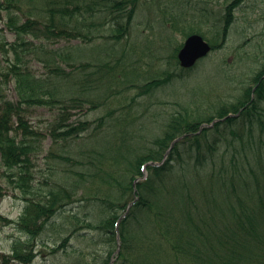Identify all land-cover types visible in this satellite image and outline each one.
I'll list each match as a JSON object with an SVG mask.
<instances>
[{
	"label": "trees",
	"instance_id": "1",
	"mask_svg": "<svg viewBox=\"0 0 264 264\" xmlns=\"http://www.w3.org/2000/svg\"><path fill=\"white\" fill-rule=\"evenodd\" d=\"M30 1L0 0V21L16 37L12 43L1 35L3 30L0 29L3 52L0 59V178L20 194L18 199L24 203L20 218L12 221L20 236L12 242L9 254L0 252V264H33L44 254L48 246L42 238L51 231V226L55 227V217L76 202L85 185L86 175L73 171L56 174L47 183V191L37 185L36 168L42 153L43 134L30 123L29 110L60 111L49 127L54 144L79 139L91 129L90 122L71 121L70 110L82 108L84 102L67 88L73 71L78 68L68 62L73 57L71 54L66 57L65 52L49 49V46L64 40L92 43L101 38L99 31L95 33L92 29L100 30L99 27L110 23L111 34L126 31L141 5L140 0H42L43 6L32 11V7L27 6ZM230 2L222 29L226 38L235 20V7L245 0ZM25 6L28 11H24ZM103 17L105 19L97 20ZM194 30L189 28L185 37L201 34L206 38L205 32ZM212 45L215 50L223 43ZM180 48H175L176 52ZM40 56L44 57L40 58V63L47 71L42 76L31 66L32 58ZM64 63L72 68L71 72H67ZM13 85L17 101L11 100L7 93ZM156 87V83H152L142 94ZM81 88L89 90L90 85L82 84ZM255 95L253 103L248 105L244 100L240 109L233 108L234 113H240V119H227L228 109H217L216 117L221 121L213 128H203L199 134L203 124H211L216 118L203 120L191 118L196 117L195 114L188 116L189 113L178 112L163 137L156 136L140 147L131 143L126 119L111 123L109 143L97 152L94 170L88 175L94 181L105 183L104 187L108 186L104 197L92 194L87 199L89 203H96L105 216L98 224L86 225L98 232L100 243L108 242L111 246L104 256L89 260L82 254L74 264L111 263L117 251L116 224L133 200L135 180L143 176L142 168L146 163L162 161L173 139L185 133L193 135L174 147L163 166L148 167L151 174L137 185L139 199L119 227L122 245L115 264H264V154L253 159L258 167L253 169L248 154L241 151L246 148L247 140L243 138L246 132L252 138L256 130L264 133V81ZM88 100L86 102H91ZM260 115L262 117L258 118ZM104 119H99V127H96L102 131ZM108 160L110 167H120L117 174L107 169ZM73 175L80 179H74ZM200 181L201 186L197 187ZM6 195V189L0 184V201ZM164 197H172L173 203L169 204ZM145 222L152 224L154 231L141 239L140 228ZM79 229L66 237L64 233L58 235L62 238L61 245L56 241L54 245L58 247H54L51 254L60 250L67 252L69 242L80 233Z\"/></svg>",
	"mask_w": 264,
	"mask_h": 264
},
{
	"label": "rangeland",
	"instance_id": "2",
	"mask_svg": "<svg viewBox=\"0 0 264 264\" xmlns=\"http://www.w3.org/2000/svg\"><path fill=\"white\" fill-rule=\"evenodd\" d=\"M230 1L140 0L141 5L131 23L127 42L123 40L113 51L110 50L111 46L109 47L108 44L112 41L105 39L111 35V23L104 28L99 27L100 30L92 29L95 33L99 31L101 38L94 44H90L91 46L85 52L81 49V45H85L81 40H64L49 46V49L63 50L66 57L71 54L73 59L68 62L78 67L73 71L72 79L67 82V88L71 89L74 97H82L84 102L82 108L70 110L71 121L90 122L91 131L84 133L81 139L54 144L49 135V127L60 111L49 108H31L27 114L32 126L45 135L42 141V153L39 155L36 168L38 187L47 191V183L59 172L67 174L69 171H74L86 175L84 179L86 186L84 185L82 192L84 194H80L77 197L78 201L67 207V211L55 219V227L51 226V231L42 238L48 247L33 264H74L76 258L79 257L77 253H74L77 249H83L84 253L91 258L105 254L108 245L97 244L93 241L92 239L97 236L95 232L88 229L84 230L87 232L86 239L79 238V236L71 239L69 247L72 249L68 250L71 253L70 256L69 253L61 250L57 254H51V251L54 247H58L54 245L58 235L64 233L63 236H65L78 225H85L103 217L102 210L96 203L91 204L85 198L92 194L104 197L107 192L105 190L99 193V189H104L102 187L104 183L94 181L88 175L94 170V159L98 157L97 152L104 149L110 140L108 132L111 130L110 124L113 120L120 122L126 119V122H133L134 125L129 128L130 140L138 143L137 146L140 147L156 136L163 137L167 127L173 124V115L178 112L189 113L188 116L195 114L197 116H191V118L204 120L203 117L216 116L219 108L228 109L229 113L234 114L236 108L240 109L242 101H248V105L255 101L257 97L255 92L258 87L255 85L254 75L257 72H264V0H245L239 7H235L233 14L235 20L230 36L226 38L222 29L225 10L231 4ZM42 3V0H31L27 6H31L32 11H35L37 7L43 6ZM27 6L24 7V11L30 8ZM81 6H84V2H81ZM4 27L3 22L0 21V29ZM175 27L177 28L174 29ZM191 27L195 29L194 31L206 33V38L201 34H195V36L204 37L208 45L213 46V43H223V45L214 53L210 51L209 54H212L208 57H202L194 72L191 67L183 72L181 62L178 60L180 49L176 52L175 48L184 47L187 39L185 34ZM1 35L6 36L12 43L16 40L15 35L9 33L8 30L4 29ZM1 35L0 46H2ZM92 46L97 47L99 51L92 52L90 50ZM124 52L128 56L121 57ZM2 54L0 48V59ZM172 55L173 60L169 59ZM38 58L44 59L43 56ZM38 61L32 58L31 66L36 73L42 76L47 71ZM105 63L112 67L111 71L102 69ZM63 66L67 72L72 69L70 66L66 67V63ZM148 72H155L156 76H164L170 80L169 84L158 89L153 95L138 97L139 87L130 85L146 84L151 79ZM120 80L125 84L118 85L116 82ZM82 84L88 87L90 85L89 90L81 88ZM7 93L11 100H18L14 85ZM86 99L91 102H86ZM109 111L111 115L104 119L103 131L96 128L99 127L97 121L106 116ZM261 117L262 115L258 116V118ZM176 122L179 123V121ZM260 139L263 141L256 143ZM247 144L246 141V148L241 151L248 154L251 167L256 169L258 168L257 162L253 159L257 158V155L264 154V133L258 130L254 133L253 140L249 145ZM51 153L56 155V158ZM226 162H229L228 157ZM107 164L109 165V161ZM220 167L217 170H220ZM73 177L76 180L79 178L76 175ZM0 184L7 191L5 198L0 201V216L2 217L0 219V252L9 254L12 242L20 236L12 221L20 218L24 203L18 199L20 194L12 191V188L1 178ZM196 185L201 186V181ZM163 199L169 204L173 203L172 197ZM185 201L189 203L188 199ZM73 216L78 217V220L72 218ZM153 231V225L148 224L143 229V238L144 234L149 235ZM57 244L61 245V241Z\"/></svg>",
	"mask_w": 264,
	"mask_h": 264
},
{
	"label": "bare ground",
	"instance_id": "3",
	"mask_svg": "<svg viewBox=\"0 0 264 264\" xmlns=\"http://www.w3.org/2000/svg\"><path fill=\"white\" fill-rule=\"evenodd\" d=\"M84 16H86V17H89V15L88 14H85ZM103 19H105L104 17L103 18H98L97 20H103ZM231 30H232V26L228 29V32H227V34L230 36V33H231ZM171 31L173 32V27H172V29H171ZM129 36H130V29L128 28V29H126V31L125 30H123V31H121V32H119L118 34H111L109 37H106L105 39L106 40H108V41H112V42H109L108 44H109V47H110V50H114V48L117 46V45H119L123 40L125 41V42H127V38H129ZM108 38V39H107ZM100 39V38H99ZM99 39H97V40H99ZM170 39V38H169ZM96 40V41H97ZM171 40H173V38L171 39ZM93 44L95 43V40H94V42H92ZM92 43H89V44H85V45H81V49L85 52V50H88V48H89V46H91L90 44H92ZM214 48L213 47H211L210 48V51L212 52V53H214V52H216V51H218V50H220V47H218L217 49H215V50H213ZM92 52H97V51H99V49L97 48V47H91V49H90ZM59 51H61V52H64L63 50H61V49H59ZM212 53H210V54H212ZM210 54H207V55H205L206 57H208ZM124 55L125 56H128L125 52L121 55V57H124ZM152 56H153V54H152ZM36 57H34V59H35ZM172 58V56L171 57H169V59H171ZM37 60H39L38 62H39V64H40V62H41V60H40V58H36ZM199 60V59H198ZM32 62V61H31ZM196 63H197V61H196ZM196 63L193 65V66H191V70H192V72H194L197 68H198V65H196ZM106 64V65H105ZM104 64V68H102L103 70H107V69H110L111 70V66L109 65L108 66V64L107 63H105ZM182 70H183V72H186L187 71V69L185 68V67H182ZM71 72V71H70ZM191 72V73H192ZM149 73V75L151 76V79L149 80V81H151V82H153V83H156V85H157V87H161V86H163V85H168V84H165V83H162V82H165V80H166V78H164V76L162 77V76H156V75H154V73L155 72H148ZM259 76V77H258ZM254 77H255V82H256V87H259V85L264 81V75L263 74H261V72H257V74L256 75H254ZM252 86H254V85H252ZM249 88V87H248ZM252 88H254V87H252ZM158 89H160V88H158ZM255 89V88H254ZM238 100H242V99H238ZM252 103V102H251ZM109 113H110V115H111V111H109ZM108 114V113H107ZM206 116V115H205ZM237 117V119H240V115L238 114V113H234V114H232V113H230L229 115H228V117H227V119H231V118H236ZM203 118H205V119H209L210 117H203ZM134 125V123L133 122H127V126H128V131L130 132V130H129V128H131L132 126ZM213 125V124H212ZM256 132H258V130H256ZM186 134L187 133H185V136H186ZM50 135V134H49ZM44 136L45 135H43L42 136V139H44ZM51 136V135H50ZM184 136V137H185ZM51 138H52V136H51ZM243 138H244V141H245V138H246V140L248 141V139H251V140H253V138L252 137H250V134L249 133H247L246 132V134H244V136H243ZM41 139V140H42ZM256 141V140H255ZM173 142H175V143H179V140L178 139H176V138H174L173 139ZM257 142H259V141H256V143ZM247 145H249V143L247 144ZM146 173H147V175H150L151 174V172L149 171V169H147V171H146ZM217 193H220L219 191H217Z\"/></svg>",
	"mask_w": 264,
	"mask_h": 264
},
{
	"label": "water",
	"instance_id": "4",
	"mask_svg": "<svg viewBox=\"0 0 264 264\" xmlns=\"http://www.w3.org/2000/svg\"><path fill=\"white\" fill-rule=\"evenodd\" d=\"M210 46L200 36L190 37L179 53L181 65L185 68L193 66L198 59L210 52Z\"/></svg>",
	"mask_w": 264,
	"mask_h": 264
}]
</instances>
